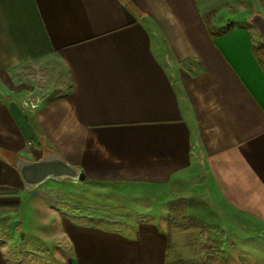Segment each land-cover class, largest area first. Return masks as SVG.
Returning <instances> with one entry per match:
<instances>
[{
  "label": "crops",
  "instance_id": "obj_1",
  "mask_svg": "<svg viewBox=\"0 0 264 264\" xmlns=\"http://www.w3.org/2000/svg\"><path fill=\"white\" fill-rule=\"evenodd\" d=\"M237 1L0 0V174L21 183L4 152L52 150L85 181L185 192L206 225L264 229V16L216 35L206 22ZM44 61L68 88L29 121L23 68ZM67 223L61 264L165 263V228ZM0 264L17 263L0 249Z\"/></svg>",
  "mask_w": 264,
  "mask_h": 264
},
{
  "label": "rangeland",
  "instance_id": "obj_2",
  "mask_svg": "<svg viewBox=\"0 0 264 264\" xmlns=\"http://www.w3.org/2000/svg\"><path fill=\"white\" fill-rule=\"evenodd\" d=\"M222 10L207 20L215 30L234 22L261 23L264 0H239ZM257 40L259 44V36ZM23 70L25 81L34 86L26 98L51 100L68 88L58 63L44 61ZM23 110L32 120V111ZM25 143L33 144L32 140ZM186 196L168 188L90 182L80 176L48 179L27 191L22 183L12 184L0 174V249L12 263L61 264L70 251L64 228L72 221L129 235L144 228H165L169 239H165L164 264H264V229L242 218L228 225H206L189 214ZM169 209L182 218L170 222Z\"/></svg>",
  "mask_w": 264,
  "mask_h": 264
},
{
  "label": "water",
  "instance_id": "obj_3",
  "mask_svg": "<svg viewBox=\"0 0 264 264\" xmlns=\"http://www.w3.org/2000/svg\"><path fill=\"white\" fill-rule=\"evenodd\" d=\"M18 173L23 187L27 191L41 185L48 179H76L79 177L77 168L68 164L55 151H45L41 158L32 161L13 156L9 163Z\"/></svg>",
  "mask_w": 264,
  "mask_h": 264
},
{
  "label": "trees",
  "instance_id": "obj_4",
  "mask_svg": "<svg viewBox=\"0 0 264 264\" xmlns=\"http://www.w3.org/2000/svg\"><path fill=\"white\" fill-rule=\"evenodd\" d=\"M210 16V15H209ZM206 17V19L208 20V17ZM207 22V21H206ZM208 23V22H207ZM230 26H227V28L225 29H221V30H213L211 28H209V31L211 33V35H216V34H220V33H223L226 29H228ZM252 53H253V56L256 60V62L258 63L259 67L261 68L262 71H264V46H258V47H253L252 49ZM2 156L4 157V159L10 163V159L12 156H15L13 154H10V153H2ZM184 212H182L181 214H183ZM168 217H169V221L170 222H176L177 220H180L182 218L179 217L178 215H172V213L170 212V209H169V214H168ZM192 224V223H191ZM166 241L169 239L168 236L165 238Z\"/></svg>",
  "mask_w": 264,
  "mask_h": 264
},
{
  "label": "built area",
  "instance_id": "obj_5",
  "mask_svg": "<svg viewBox=\"0 0 264 264\" xmlns=\"http://www.w3.org/2000/svg\"><path fill=\"white\" fill-rule=\"evenodd\" d=\"M36 106L37 100H31L27 98L21 102V107L29 111H32Z\"/></svg>",
  "mask_w": 264,
  "mask_h": 264
}]
</instances>
